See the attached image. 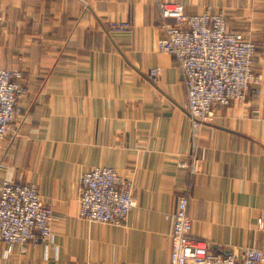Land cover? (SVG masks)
I'll return each mask as SVG.
<instances>
[{
	"label": "crops",
	"instance_id": "crops-1",
	"mask_svg": "<svg viewBox=\"0 0 264 264\" xmlns=\"http://www.w3.org/2000/svg\"><path fill=\"white\" fill-rule=\"evenodd\" d=\"M164 2L188 15L225 13L232 31L258 45L264 75V0H0V67L25 76L0 140V190L4 181L36 185L54 233L26 252L0 241V264H169L187 190L197 238L225 255L264 250V81L246 104L216 107L193 132L177 60L158 49L175 23L161 17ZM115 22L131 28L110 30ZM193 156L205 161L196 176L180 167ZM99 166L133 186L137 207L123 225L79 217L80 177Z\"/></svg>",
	"mask_w": 264,
	"mask_h": 264
},
{
	"label": "built area",
	"instance_id": "built-area-1",
	"mask_svg": "<svg viewBox=\"0 0 264 264\" xmlns=\"http://www.w3.org/2000/svg\"><path fill=\"white\" fill-rule=\"evenodd\" d=\"M164 19H174L167 25L160 49L172 54L182 71L187 89V111L193 132L213 120L216 107L242 102L261 78L254 72L256 46L241 33L227 29L225 15L207 10L188 16L184 6L160 3ZM3 16L0 14V22ZM128 23H116L111 29L126 31ZM23 74L0 68V140L7 136L15 119L17 104L23 94ZM196 135V134H195ZM203 158L193 157L188 165L191 174L199 170ZM203 162V161H202ZM189 195L180 196L171 233L169 264H263L264 250L255 247L235 249L225 255L213 249L208 240L193 234L189 216ZM137 206L130 189L124 187L118 172L100 167L85 172L81 178V219L91 223L119 226ZM52 210L43 202L38 187L4 181L0 190V241L10 253L15 246L26 252L31 242L46 247L54 239ZM259 225L264 228L262 219Z\"/></svg>",
	"mask_w": 264,
	"mask_h": 264
},
{
	"label": "rangeland",
	"instance_id": "rangeland-1",
	"mask_svg": "<svg viewBox=\"0 0 264 264\" xmlns=\"http://www.w3.org/2000/svg\"><path fill=\"white\" fill-rule=\"evenodd\" d=\"M164 3H172V2H164ZM175 4H180V3H175ZM182 5V4H181ZM184 6V5H183ZM184 9H185V7H184ZM207 10H210L211 11V9H207ZM206 10V11H207ZM205 11V12H206ZM204 12V13H205ZM214 13V12H213ZM219 13V12H218ZM223 13V12H222ZM187 14V13H186ZM224 15H225V13H223ZM188 15V14H187ZM197 15H201V14H197ZM188 16H195V15H188ZM162 17V16H161ZM164 19V18H163ZM225 19H226V25H227V29H228V31H230V32H236V31H232L231 29H230V27H229V24H228V21H227V18H226V15H225ZM164 20H168V19H164ZM3 22V21H2ZM2 22H0V24L2 23ZM120 24L121 23H128L129 24V28L127 29V30H129L130 28H131V25H130V23L129 22H119ZM175 23H176V21H175ZM174 23V24H175ZM116 24V22L115 23H111V25H110V30H111V27H112V25L114 26ZM167 25H173V24H167ZM166 25V26H167ZM166 26H165V29H166ZM165 29H164V37L163 38H161L159 41H158V49L160 50V51H162V52H165V51H163V50H161L160 49V46H159V42L162 40V39H164L165 38V36H166V33H165ZM238 33V32H237ZM240 33V32H239ZM248 41H250L251 43H253L255 46H256V55H257V51H258V45L251 39V38H249V36H247L245 33H241ZM165 53H167V52H165ZM168 54H170V53H168ZM172 55V54H171ZM256 55H255V57H254V72H255V74L257 75V76H259L260 78H261V81H260V83H259V85H257V86H255V87H252L251 89H250V91H249V93L246 95V98L245 99H243V101L242 102H234V103H241V104H246L250 99H251V97L253 96V95H255V94H259L260 93V87H261V84H262V81H264V75H263V73L261 72V71H259L258 69H257V67H256V64H255V59H256ZM176 59V58H175ZM177 64H178V62H177ZM178 67H179V64H178ZM0 68H3V67H0ZM4 69H6V68H4ZM179 69H180V67H179ZM10 70V69H9ZM11 70H13V71H19V72H21L22 74H23V81H22V88H23V94H24V87H23V83H24V79H25V76H24V73H23V71H21V70H19V69H11ZM180 71H181V69H180ZM162 72V70L160 69V68H155V69H151L150 70V76L152 77V78H156V77H158L159 75H160V73ZM181 73H182V71H181ZM183 75V74H182ZM183 83H184V78H183ZM184 86H185V83H184ZM185 89H186V86H185ZM22 94V95H23ZM186 98H187V100H186V107H187V102H188V97H187V89H186ZM233 104V103H232ZM225 107H227V106H225ZM186 111H187V109H186ZM216 111V110H215ZM187 113H188V111H187ZM189 115V114H188ZM16 116H17V114H16ZM16 116H15V119H16ZM190 118V117H189ZM15 119H14V121H15ZM14 121L12 122V124L10 125V129H9V131H11V129H12V126H13V124H14ZM191 121V120H190ZM213 121V120H212ZM212 121H210V122H208V123H205V124H202L200 127H199V129H198V131H202L207 125H210V123L212 122ZM191 128H192V131H194L193 130V125H192V123H191ZM8 131V132H9ZM7 135H8V133H7ZM6 138V137H5ZM4 138V139H5ZM193 157H197V159L198 158H203V157H198V156H193ZM193 157H192V159H193ZM192 159H191V161H192ZM204 159V158H203ZM199 160H201V162H200V165H199V170L197 171V172H195L194 174H191L190 172H189V169H187V168H184V167H182L181 165H184V164H186V165H188L189 164V161H182V163H180V167L182 168V169H184V170H187L192 176H196V175H198L199 173H200V171H201V169H202V167H203V164H204V160H202V159H199ZM203 161V162H202ZM100 167H108V166H99V167H94V168H100ZM94 168H92V169H94ZM108 168H113V167H108ZM92 169H89V170H87V171H85V172H88V171H90V170H92ZM113 169H115L117 172H118V170L116 169V168H113ZM84 172V173H85ZM83 173V174H84ZM83 174L81 175V177H80V183H79V185H80V189H81V178H82V176H83ZM118 174H119V172H118ZM120 175V174H119ZM120 177H121V179H122V181H123V185H124V187H126V188H128V189H130L131 190V192H132V195H133V186H132V184L128 181V180H126L125 178H123V176H121L120 175ZM183 195H189V197H190V200H191V193H190V191L189 190H187V191H185L184 193H182L181 194V196H183ZM133 197L135 198V196L133 195ZM136 199V198H135ZM43 200V199H42ZM137 201V200H136ZM43 202L52 210V206L50 205V204H48L45 200H43ZM137 207V206H136ZM135 207V208H136ZM134 208V209H135ZM53 211V210H52ZM79 211H80V198H79ZM133 211V210H132ZM53 215V214H52ZM190 216V215H189ZM80 217V216H79ZM129 217V216H128ZM128 217L126 218V220L125 221H127V219H128ZM192 220V219H191ZM125 221L121 224V225H123L124 223H125ZM258 221H259V219H258ZM193 222V221H192ZM52 224H53V219H52ZM258 224H259V222H258ZM120 226V225H119ZM260 226V225H259ZM51 228H52V226H51ZM52 234H53V237H54V233H53V230H52ZM194 234V233H193ZM197 237V236H196ZM6 244V243H5ZM48 245H49V243H47ZM8 247V246H7Z\"/></svg>",
	"mask_w": 264,
	"mask_h": 264
}]
</instances>
